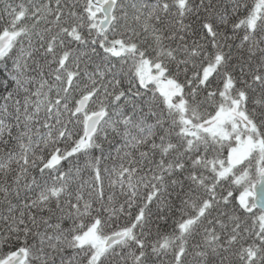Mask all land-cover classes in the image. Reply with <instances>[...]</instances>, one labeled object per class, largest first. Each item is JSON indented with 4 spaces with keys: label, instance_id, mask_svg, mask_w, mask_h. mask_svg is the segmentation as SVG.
I'll return each instance as SVG.
<instances>
[{
    "label": "trees",
    "instance_id": "16d2710c",
    "mask_svg": "<svg viewBox=\"0 0 264 264\" xmlns=\"http://www.w3.org/2000/svg\"><path fill=\"white\" fill-rule=\"evenodd\" d=\"M113 1L99 33L90 0H0V264H264V217L241 203L264 169L262 0ZM235 107L260 148L226 172L240 128L201 127ZM92 229L126 237L95 258Z\"/></svg>",
    "mask_w": 264,
    "mask_h": 264
},
{
    "label": "rangeland",
    "instance_id": "374dc122",
    "mask_svg": "<svg viewBox=\"0 0 264 264\" xmlns=\"http://www.w3.org/2000/svg\"><path fill=\"white\" fill-rule=\"evenodd\" d=\"M109 0H99L98 4L106 3ZM91 13L96 25L101 21V15L97 8H92ZM261 10V3L258 5V13ZM113 52L120 51L124 53V49H119L118 45L110 49ZM138 78L144 87H152L157 90L166 100L168 104H171L172 100L178 93L177 87H175L157 67H153L150 64L145 63L138 73ZM240 128V137L237 138V147L233 152L226 172L232 171L235 167L245 162L249 158L251 151L259 150L260 146L255 143L250 135V128L247 119L243 116L242 112L233 108L229 112H223L219 114L213 121L206 123L201 127V130L216 136L228 137L233 132L235 133ZM243 134L241 135V132ZM189 131V128H187ZM252 199L251 193L244 194L241 198L243 205L247 204L248 200ZM107 239H103L96 233L95 229H92L80 240V245H90L94 248L95 258H99L104 253V245Z\"/></svg>",
    "mask_w": 264,
    "mask_h": 264
},
{
    "label": "water",
    "instance_id": "95a60500",
    "mask_svg": "<svg viewBox=\"0 0 264 264\" xmlns=\"http://www.w3.org/2000/svg\"><path fill=\"white\" fill-rule=\"evenodd\" d=\"M99 0H90V4L98 8L101 14V21L98 24V32L106 33L113 23V14L116 3L113 0H109L104 4L98 5ZM264 7V0H262ZM12 44V36L6 34L0 38V56L4 54ZM89 99L85 98L79 102L77 106V113L83 114L87 108ZM105 118L104 113H97L89 116L84 126V142H88L94 134L97 132L100 124ZM252 203L255 210L260 212L264 217V169L260 171L257 184L251 188ZM125 235L113 236L107 239L104 249H108L125 239ZM26 254L23 251L17 252L2 264H23Z\"/></svg>",
    "mask_w": 264,
    "mask_h": 264
}]
</instances>
